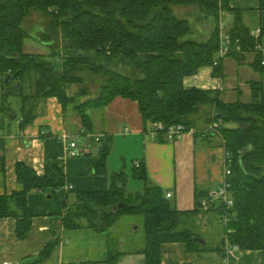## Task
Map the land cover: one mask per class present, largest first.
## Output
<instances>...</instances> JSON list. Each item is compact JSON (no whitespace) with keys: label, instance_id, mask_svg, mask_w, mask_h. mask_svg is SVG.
I'll list each match as a JSON object with an SVG mask.
<instances>
[{"label":"trees","instance_id":"obj_1","mask_svg":"<svg viewBox=\"0 0 264 264\" xmlns=\"http://www.w3.org/2000/svg\"><path fill=\"white\" fill-rule=\"evenodd\" d=\"M192 5L214 23L204 37L200 33L198 38L193 36L196 29L190 16L176 13V7ZM260 8L264 9V0ZM225 10H231L230 0H0V73L4 79L8 74L13 79L10 83L3 79L0 124L6 116L11 118V112L18 113L9 100L13 95L22 101L21 128L35 119L42 99L54 97L64 112L78 114L85 131L93 132L90 111L104 109L120 96L137 103L144 124L161 122L167 128L181 124L186 132L193 130L208 142L218 138L232 158L228 180L234 204L230 208L202 190L197 193V202H205L202 208L178 210L162 187L150 182L140 164L134 166V175L145 183L143 191L128 194L126 173L121 170L112 176L110 188L76 193L64 217L66 228L109 232L123 215H143L145 245L140 252L145 255L144 264H161L165 243L183 242L187 252H216L223 258L233 247L264 250V87L251 82V101L226 102L218 89L187 88L183 81L217 59ZM33 12L47 20L46 30L36 37L25 28ZM233 19L230 36L239 40L243 50L254 52L255 40L241 12L235 10ZM29 35L47 45L50 55L25 52ZM244 54L234 56L241 60ZM221 61L215 65L220 75ZM253 65L264 71L259 55ZM87 75L100 82L99 93L92 97ZM76 85L79 88L72 93ZM214 121L223 124L214 132L206 130ZM103 141L94 165L99 174L107 173L113 146L111 136ZM0 147H4L1 139ZM4 164V154H0V167ZM16 172L24 187L0 194V219L15 218L18 237L26 238L35 215L28 206V193L65 186L66 172L59 158L47 162L44 175L26 162H18ZM202 210L208 213V222L223 226L216 245H210L200 229ZM53 245H46L27 264L46 259ZM121 253L110 251L111 264H117Z\"/></svg>","mask_w":264,"mask_h":264},{"label":"crops","instance_id":"obj_2","mask_svg":"<svg viewBox=\"0 0 264 264\" xmlns=\"http://www.w3.org/2000/svg\"><path fill=\"white\" fill-rule=\"evenodd\" d=\"M260 3L261 0H230L231 10H225L221 18L225 31L234 25L236 10L241 12L243 22L250 31L261 27L264 36V9L260 8ZM202 30L200 34L204 37L212 29ZM257 55L249 51L241 60L234 54L228 55L220 63L222 75L216 73L214 65L201 66L196 74L184 77V85L187 88L218 89L226 102H249L252 98L250 83L257 81L264 87V71L255 69L253 65ZM3 79L0 73V108L3 105ZM17 105L20 109L22 101ZM102 110L104 118L98 124L93 112L91 115L95 127L93 132H103L113 140L106 162V174L94 170V165L100 159L101 143L94 144L85 156L67 155L62 133L76 134L83 127L78 114L64 112L57 98L42 99L35 110V119L24 128L20 127V110H16L19 111L18 118L14 121L5 119L4 124H0V139L4 143V147H0V154H4L5 158L4 166L0 167V194L23 189L16 172L18 162H26L38 174L44 175L47 162L59 158L66 172L65 186L44 191L31 189L28 193V206L35 215L26 238L18 237L15 218L0 219V264H27L50 243L54 244L50 255L32 264H111L110 251L115 250L111 241L112 231L98 232L89 227L68 229L64 217L68 207L76 201V193L110 188L112 176L121 170L126 173L124 183L128 194L143 191L145 183L134 175L135 165L132 170L127 167L129 158L144 165L150 182L160 185L165 196L171 193L172 197H167L181 211L198 206V191L214 192L222 183L226 152L218 143V138L208 142L205 137H196L191 130L182 138L170 142L161 134L146 132L152 124H144L137 103L129 98L119 96ZM131 112L136 113L135 118ZM119 137H122L121 140ZM122 140L125 146L118 154V165L113 167L115 146ZM131 178H137L141 183ZM199 213V224L206 226L203 222L209 220L208 213L203 210ZM201 229L203 231L205 228ZM121 234L116 250L122 253L117 264H144L145 255L140 252L144 246L124 250L126 240L121 238ZM162 254L161 264H264L263 249L242 251L232 248L223 258L216 252H187L183 242H175L165 243Z\"/></svg>","mask_w":264,"mask_h":264},{"label":"rangeland","instance_id":"obj_3","mask_svg":"<svg viewBox=\"0 0 264 264\" xmlns=\"http://www.w3.org/2000/svg\"><path fill=\"white\" fill-rule=\"evenodd\" d=\"M181 7H176V13H178L179 15H183V14H187L189 17V20L191 21V23L194 25V29L195 33L193 34V36L195 37H199L198 33H203V30H207L209 31V29L213 27L214 23H212V20H209L208 18H206L205 16H203L199 9L195 6H188V7H183L182 9H179ZM46 17L43 14H39L37 12H33L31 13V15L26 19L25 21V28H27L29 30V32L34 36H40V34L42 33V31L46 30ZM202 36V35H201ZM34 37L32 36H28L25 39V52L28 53H34V54H41V53H46L47 56L50 55L51 51L50 48L45 45L43 42H39L36 39H34ZM87 84L89 85L92 94L89 95V97H92V95L98 94L99 93V86H100V82L97 78H93V76L87 75ZM79 88L78 85L74 86L71 90V92H75L77 89ZM26 89L28 90L29 87L26 86ZM12 102L13 107L16 110H20L19 109V105H17V103H21V100L19 97H15L14 95L12 96V98L10 99ZM102 109L99 110H94V111H90L94 113V120L96 122V124H98V121L103 120L104 118V112H102ZM19 112V111H18ZM132 113V112H131ZM133 118H135L136 113L133 112L132 113ZM5 119L10 120L11 118L6 116ZM15 120V119H14ZM12 121V120H11ZM122 137H119V140H121ZM77 139L79 141L83 140V137H77ZM125 146V143L123 142V140L120 143H117L115 146V152H114V165L113 167H115L116 165H118V163H116L117 158L119 159V152L121 151V149ZM134 166V161L129 158L127 160V167L129 170H132V167ZM133 181H135L136 183H141V180L137 179V178H131ZM136 193V192H135ZM143 215L140 214H131V215H123L121 218H119V221H117V223L115 224V228H111V241H112V245L113 248L116 250L118 245H119V241L118 240V236L120 233H122V237L126 240L125 246H124V250L125 249H130L132 247H137V246H144L145 245V240H144V236H145V227L143 226ZM206 224V226H203V224L200 225V229L201 228H205V235L206 238H209V244L210 245H216L218 244L220 237L222 236V230H223V226L221 223H216L215 221L211 222H203ZM137 227V229H135V227Z\"/></svg>","mask_w":264,"mask_h":264},{"label":"built area","instance_id":"obj_4","mask_svg":"<svg viewBox=\"0 0 264 264\" xmlns=\"http://www.w3.org/2000/svg\"><path fill=\"white\" fill-rule=\"evenodd\" d=\"M222 23V22H221ZM250 36L254 38L255 45L253 48V51L256 52L259 55L260 63L264 66V36H263V29L261 27L255 28V30L250 31ZM221 45L217 51L215 61L213 62V65H218V59H224L228 55L231 54H241L246 53L247 51L243 50L241 45L239 44V40L234 41L233 38L230 36L228 30L225 31L223 23L221 24ZM223 123L220 121H214V123H211L206 127V130L208 131H216L218 130ZM151 131V133L157 135L160 133H163V136L168 141L172 142L175 140H178L182 138L185 134V127L181 124H173L170 127H166L161 122H157L155 124H152V127L148 129L146 132ZM193 131V130H192ZM47 131H43V133H46ZM194 132V131H193ZM77 137H83L82 141H79ZM106 137V134L103 132L95 133V132H89L85 131L84 129H81L76 134H70L68 132H64L61 135V138L63 142H65V149L68 156H85L88 152L91 151L94 144H103V139ZM232 158L229 154L225 155L224 160V173H223V181L219 185V187L214 191L210 192V195L213 198L221 199L226 205L227 208H230L233 204V197L230 193V181L228 180L232 170H231V164ZM139 161H134V165L136 167L140 166ZM167 196L170 198L171 193H167ZM205 205V202H204ZM227 219V218H226ZM234 249H238L237 247H233ZM4 264H13L12 262H4Z\"/></svg>","mask_w":264,"mask_h":264},{"label":"water","instance_id":"obj_5","mask_svg":"<svg viewBox=\"0 0 264 264\" xmlns=\"http://www.w3.org/2000/svg\"><path fill=\"white\" fill-rule=\"evenodd\" d=\"M12 75H10V74H8L6 77H5V79H4V81H5V83H10V82H12ZM12 111V110H11ZM11 119L12 120H14V119H16L17 118V116H18V114L14 111V112H11ZM198 206L199 207H202L203 206V202L201 203V202H198ZM199 241H201L202 243H205L206 242V240L205 239H201V238H199Z\"/></svg>","mask_w":264,"mask_h":264}]
</instances>
